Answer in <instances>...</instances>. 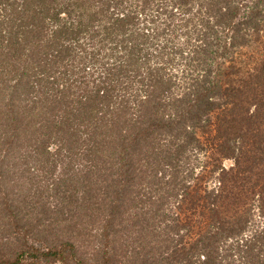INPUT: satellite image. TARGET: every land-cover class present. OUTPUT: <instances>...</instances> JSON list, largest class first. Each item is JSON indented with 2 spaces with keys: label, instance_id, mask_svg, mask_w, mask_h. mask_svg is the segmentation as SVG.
<instances>
[{
  "label": "trees",
  "instance_id": "16d2710c",
  "mask_svg": "<svg viewBox=\"0 0 264 264\" xmlns=\"http://www.w3.org/2000/svg\"><path fill=\"white\" fill-rule=\"evenodd\" d=\"M0 264H264V0H0Z\"/></svg>",
  "mask_w": 264,
  "mask_h": 264
}]
</instances>
